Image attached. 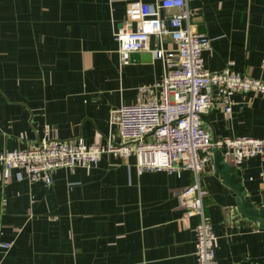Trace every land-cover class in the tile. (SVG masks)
<instances>
[{
	"label": "crops",
	"instance_id": "obj_1",
	"mask_svg": "<svg viewBox=\"0 0 264 264\" xmlns=\"http://www.w3.org/2000/svg\"><path fill=\"white\" fill-rule=\"evenodd\" d=\"M135 0H0V152L51 138L106 148L120 144L109 131L112 110L137 103L139 87L161 82L164 67L147 50L120 66L114 32ZM153 4L156 0H140ZM195 15L183 27L211 39L204 68L227 63L264 82V0H190ZM171 12L168 11L167 14ZM164 13H162L163 15ZM151 18L145 21L150 28ZM229 118L206 115L213 139L264 140V96L235 94ZM135 158L104 153L90 169H59L52 183L30 184L0 167V264H195V217H184L178 194L195 181L189 171L139 174ZM250 200L264 199V158L231 168ZM198 183L217 238V264H264V230L236 213L213 159Z\"/></svg>",
	"mask_w": 264,
	"mask_h": 264
},
{
	"label": "built area",
	"instance_id": "obj_2",
	"mask_svg": "<svg viewBox=\"0 0 264 264\" xmlns=\"http://www.w3.org/2000/svg\"><path fill=\"white\" fill-rule=\"evenodd\" d=\"M190 0H156L128 3L126 15L113 36L118 45L120 66L130 56L147 50L153 37L161 45L166 39L174 46L164 51H151L153 60L163 63L161 82L152 87H139V101L121 106L109 114V131L115 128L120 144L108 141L106 148L85 144L81 140L50 139L27 149L0 152L2 178L6 181L13 169L17 179L48 187L52 173L59 169L73 172L76 168L95 167L104 153L123 158L134 157L139 174L164 171L168 174L191 172L195 181L178 194L184 217H195V264H217V238L204 210L207 191L198 183L214 151H225L223 159L231 168L251 158H264V140L247 137L213 139L203 127L201 115L212 111L229 118L235 94L254 93L264 96V82L251 79L232 69L231 63L218 72L204 68L203 54L210 51L211 39L184 28L195 13L188 8ZM170 11V14L167 12ZM162 13H164L162 15ZM151 18L150 28L145 21ZM264 183V173H260ZM11 243L0 244L8 251Z\"/></svg>",
	"mask_w": 264,
	"mask_h": 264
},
{
	"label": "water",
	"instance_id": "obj_3",
	"mask_svg": "<svg viewBox=\"0 0 264 264\" xmlns=\"http://www.w3.org/2000/svg\"><path fill=\"white\" fill-rule=\"evenodd\" d=\"M200 118L206 123L207 118L204 115H201ZM224 153V150L213 152L214 170L221 176L222 184L230 188L237 215L242 220L255 223L260 229L264 230V199L261 200L260 206L250 200L241 185L240 178L231 172V167L224 161Z\"/></svg>",
	"mask_w": 264,
	"mask_h": 264
}]
</instances>
